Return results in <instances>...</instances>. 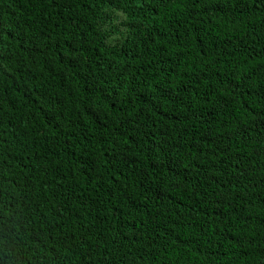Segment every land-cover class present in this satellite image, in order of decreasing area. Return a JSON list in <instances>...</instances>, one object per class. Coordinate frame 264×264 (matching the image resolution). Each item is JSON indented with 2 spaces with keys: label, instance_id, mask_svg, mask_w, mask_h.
<instances>
[{
  "label": "trees",
  "instance_id": "16d2710c",
  "mask_svg": "<svg viewBox=\"0 0 264 264\" xmlns=\"http://www.w3.org/2000/svg\"><path fill=\"white\" fill-rule=\"evenodd\" d=\"M0 264H264V0H0Z\"/></svg>",
  "mask_w": 264,
  "mask_h": 264
}]
</instances>
